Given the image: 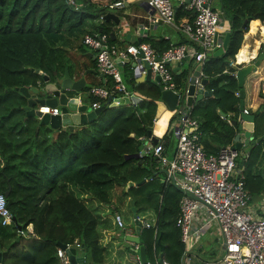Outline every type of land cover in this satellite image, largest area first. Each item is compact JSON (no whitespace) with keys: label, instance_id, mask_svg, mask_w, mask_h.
I'll return each instance as SVG.
<instances>
[{"label":"trees","instance_id":"trees-1","mask_svg":"<svg viewBox=\"0 0 264 264\" xmlns=\"http://www.w3.org/2000/svg\"><path fill=\"white\" fill-rule=\"evenodd\" d=\"M74 1L79 4L77 9L65 0H0V191L8 190L5 205L13 222L0 224V264H58L57 243L78 242L90 264H103L106 250L112 247L118 255L127 252L126 243L106 231L111 227L109 216L114 224L113 211L108 208L110 190L115 186L124 188L127 181L138 182L144 177L150 178L122 190L129 197L135 216L151 224L140 229L139 245L150 264L155 254H161L168 264H182L184 246L174 224L181 192L171 182L154 175L153 169L148 172L135 165L143 157L128 156L138 151L153 123L160 101L154 83L136 82L129 64L123 63L126 87L141 97L136 103L105 105L93 120L71 130L38 125L35 116L24 119L26 97L18 88L38 86L43 75L50 79L60 77L64 68L75 74L83 63L74 61L69 51L77 47L81 55L85 54L81 42L85 33H108L109 42H115L114 35H110L114 22L104 20L103 15L111 11L108 5L116 0ZM216 1L217 6L212 7L220 11L225 23L221 32L229 33L226 48L220 56H208L202 65V75L211 79L204 89L211 95L193 101L189 107L206 153L233 143L236 127L231 122L237 120L238 114L234 72L238 66H229V61L235 54L237 61L244 57L246 46L240 45L248 22L257 19L264 23V0ZM115 14L121 17L119 11ZM174 20L179 25L190 21L191 16L177 6ZM255 25H251V30ZM182 38L179 44L186 42ZM145 40L157 54L169 43L168 39ZM192 67L189 60L187 72L173 71L177 88L187 82L186 74ZM90 85L108 86L109 79H98ZM86 101L101 105L104 102L88 96L83 102ZM252 114L253 137H263L264 108ZM166 132L158 139L163 142L164 152ZM245 150V157L239 158L238 164L243 166L251 203L264 196V138ZM128 216L125 226L134 224ZM28 224L32 235H18L17 228ZM123 264L132 263L126 259Z\"/></svg>","mask_w":264,"mask_h":264},{"label":"built area","instance_id":"built-area-1","mask_svg":"<svg viewBox=\"0 0 264 264\" xmlns=\"http://www.w3.org/2000/svg\"><path fill=\"white\" fill-rule=\"evenodd\" d=\"M67 4L77 9L79 6L74 0H65ZM147 7L148 15L145 20L152 24H165L175 26L185 38V43L169 42L168 46L157 54L146 41L136 43L109 42V34L103 32L85 33L82 44L93 54L95 69L104 78L109 79L108 86L89 85L85 91L86 96L103 100L102 105L113 103L120 105L123 98L135 96L125 85L119 65L129 60L135 64L131 68L132 76L145 75L148 69L151 77L158 75L159 85L162 89L170 90L177 96L174 107L176 116L168 121L166 130L175 137L172 154L169 156L164 152L163 142L156 138V143L147 148L141 156L152 158L159 166L165 169L164 181L171 182L180 192L178 199V213L174 224L179 230V240L184 246L182 264L189 260L187 252L194 251L202 245L201 236L203 229L215 223L223 240L220 255L215 258L204 260L203 264H264V196L259 199L255 208L249 207L250 195L244 184L243 166L235 159L239 154L233 149L232 144L221 146L214 153H206L199 142V131L197 121L190 116L189 107L184 105L182 111L177 110L180 96H186V88L176 87L173 80V71L170 64H177L182 60H190L193 70L196 68L198 75L194 77L195 88L199 85L202 75V65L209 54L220 47L222 35L219 24L222 21L220 11L211 6V0H142ZM177 6L189 12L190 21L175 24L174 13ZM122 0H116L108 5V9H120ZM120 19V18H119ZM127 22L121 20L119 26L123 28ZM139 28L145 30L143 22L136 23ZM143 35V34H140ZM256 55L251 56L248 63H252ZM142 62L147 68L142 67ZM229 66H238L235 60L229 61ZM192 70V69H191ZM192 70V71H193ZM259 92L264 95V87H259ZM238 96L237 92H234ZM136 103L141 99L135 96ZM109 102L106 104V100ZM78 105L84 103L77 97ZM87 104V103H86ZM94 109L101 104L98 101L87 104ZM41 113L55 115L59 112L58 107H39ZM242 112L247 114V109ZM157 118L154 117L153 121ZM149 137H144V144ZM140 144V145H141ZM241 157L245 154L240 153ZM153 161V162H154ZM150 178V177H149ZM192 195L193 197H191ZM141 228H148L151 224L140 220ZM115 225L124 232L131 231L123 225L121 216L113 211ZM12 216L5 205V196L0 191V224L7 226L12 224ZM20 236L32 235L31 225L23 229L17 228ZM129 247V256L134 264H143L138 253L139 243L122 238ZM189 239L195 243L192 248H186ZM73 248L75 255L79 256L82 248L78 242L65 244V249ZM55 255L58 264H69L65 251L56 248ZM83 264H90L82 257ZM145 264H150L147 260ZM152 264H168L163 258L159 262V254L154 255Z\"/></svg>","mask_w":264,"mask_h":264},{"label":"water","instance_id":"water-1","mask_svg":"<svg viewBox=\"0 0 264 264\" xmlns=\"http://www.w3.org/2000/svg\"><path fill=\"white\" fill-rule=\"evenodd\" d=\"M104 20H111L114 24L119 25V18L112 12H106L103 15ZM246 21H244L245 23ZM113 33L111 32L110 35ZM229 33L225 32L221 39L220 47L214 49L209 56H220L224 52L226 48L227 40ZM137 41H139L137 39ZM93 58V57H92ZM264 59V41L261 43V49L257 53L256 57L252 61V63H248L247 65H243L235 70L234 77L236 79V84L238 87V100H237V111L238 118L236 121H232L231 124L236 127V133L232 140V147L235 150L241 151L246 149L249 145H253L257 143L263 137H253V119L254 115L244 114L242 112L243 109V81L244 78L251 72L252 68L259 65V62ZM131 68H134L135 64L129 60ZM84 67V66H83ZM142 67L147 68V65L142 62ZM95 73L94 70H87L84 72ZM76 73H79L78 71ZM73 72H69L67 68H64L63 74L60 77H55L54 79H50L47 75L42 76L41 84L36 87H20L18 88L19 92L26 97V104L23 106L25 116L27 117L35 116L38 119V125L48 126L53 130H64L65 128L71 130L74 125H82L91 120H93L103 109L105 105H101L97 108H90L86 103H78L77 94L83 89L85 85V79L83 77L75 78ZM198 75V71L195 68L193 71L188 73L187 82L183 85V88L187 90L186 96H180V102L177 106L178 111H182L183 109V99L185 106H191L193 101L199 100L203 97H208L211 95V92L204 89V85L209 82L211 79H207L205 77L200 78L199 85L201 87L195 88L194 86V77ZM135 81L143 82V81H151L154 83L160 92V101H162L169 110H173L176 104L177 96L170 90L162 89L159 85V77L158 75H154L151 77L149 70H146L145 75H136ZM135 96H130L129 98H123L121 104L129 103L130 101L136 100ZM109 102V98L106 100V104ZM48 106V107H58L59 112L55 115L48 113H41L39 107ZM114 106L113 103H109L107 107ZM264 106L259 107L256 113H259ZM222 117L224 116L222 113L218 112ZM38 126L35 127L37 130ZM242 131V133H240ZM147 136L149 137V141H146L144 144L138 146V151L134 155H128L133 158H139V154H143L144 151L151 147L152 144L156 143V137L150 136V131L147 130ZM264 168H262V172ZM145 179H141L137 185L144 182ZM132 186L131 181H127L125 188ZM8 194V190L3 192V195L6 197ZM193 197L192 195H190ZM194 198V197H193ZM132 218L135 217V211L133 207L131 208ZM141 229V222L138 219L134 220L133 230L134 235H126L125 239L134 241L139 243L138 235ZM223 243V240H222ZM57 247L64 250L67 256V260L69 264H83V256H85V252H80L79 256L75 255V251L73 248L65 249V244L57 243ZM140 260L143 264L146 262L144 249L142 246H139L138 250ZM162 259V255L159 254V262ZM1 261V260H0Z\"/></svg>","mask_w":264,"mask_h":264},{"label":"crops","instance_id":"crops-1","mask_svg":"<svg viewBox=\"0 0 264 264\" xmlns=\"http://www.w3.org/2000/svg\"><path fill=\"white\" fill-rule=\"evenodd\" d=\"M117 10L118 9H112L110 12L115 14L116 12L119 11V13L122 17L119 20L120 21L125 20L127 22V24L123 28H121L119 25H116V24H114L112 26V32L115 28L118 29V30H116V32H113V35H114L115 40L119 44L121 42L122 43H134V42H137V39L139 41L143 40V39H144V41H146L145 39H151L154 41L158 40V39H168L169 42L178 43L183 39L182 34L176 29L175 26H169V25H165V24H152V23H149L147 20H145V16L151 12L148 11L147 7L145 6V4L143 3L142 0H122L121 10H118V11ZM137 21H138V23L143 22V24L146 25L145 30L140 29L139 25H138V31H137V27H136ZM256 23H257V25H255ZM251 25H255L253 30H251V28H250ZM224 26H225V23L222 20L219 24L220 34L223 33V32H221V29H223ZM140 34H143V35H140ZM263 41H264V23H261L257 19L250 20L248 22L246 32H244L242 34V42H241L240 48L242 46H246V48L243 47V49H245V52L243 53L244 57H243V59H241L242 61H237V59H236L237 54L234 55L235 64L238 65V68L243 66V65H247L250 57L257 55V53L261 49V43ZM86 50L87 51L85 52V56L87 57V59H89V61H91V63L90 64L87 63L86 62L87 59L83 58L82 55H80L79 60L84 65L82 64V66H79L78 68H76L75 71L76 72L78 71L79 73H75V74H78L75 78L81 76L85 80H88V79L91 80V78H98L99 80L103 81L102 77L97 73V71L95 69L94 59L92 58L93 53L88 48H86ZM237 53H238V51H237ZM125 63L129 64V62H127V61H125ZM188 64H189L188 60H182L181 62H179L177 64H170V67L172 68V71H174L176 74H180L181 72H185L187 70ZM122 66H123V64L119 65V70H120V72H123L122 74L125 75L126 73H125L124 68ZM129 67H131L130 64H129ZM238 68H236V69H238ZM87 70H94L95 73H91L89 71L84 72ZM192 70H193V68H192ZM192 70H190L189 73ZM88 73L91 75H94V76L90 77V76H88ZM122 74H121V76H122ZM186 75H188V74H186ZM133 78L135 79V76H133ZM146 82H148V81H146ZM149 82H151V81H149ZM84 83L86 85L87 82L85 81ZM88 85H90V84H88ZM260 86L264 87V59L259 62L258 66L252 68L251 72L244 78V81H243V86H242L243 108L247 109V114L254 113L255 111H257L259 109V107L264 106V98L262 97L264 95H262L259 92ZM131 92L135 96L136 95L138 96L137 92H135V91H131ZM80 100L84 101L82 99H80ZM158 106H159V109L162 108L160 105H158ZM154 117H156L157 119L155 121H153L152 125L147 130L150 131L151 137H156V138L160 137L161 138V136L164 134V132H166V130L164 129V126L161 122L163 119L165 121L168 120L167 119L168 114H167V112H160V114L157 115L156 110H155V116ZM237 118H238V114H237ZM85 124H82V125H85ZM77 126H80V125H74L73 128H75ZM240 133H242V131H240ZM146 137H148L147 134H146ZM164 140L167 143L166 148H165V152L170 156L173 152L175 137L173 135H170L168 132H166V134L164 136ZM245 151H246L245 149L241 150V153L245 154ZM141 157H143L142 160L136 158L138 160L135 161V165L143 167L148 172L151 171V169H153L154 175L157 174L158 178L163 180L165 177V173H164L165 169L163 167L159 166L155 161L152 163L151 160H149L148 158H145V156H141ZM148 178L149 177H144L143 179H145L144 181H146ZM131 182H132V186H136L137 185L136 183H138L139 181L138 182L131 181ZM126 189L127 188H125V186H124V188L119 187V186H115L110 190V199H109V203H108V208L112 211L118 212L121 217L130 215L132 218L131 202L129 200V197L122 193V190L124 191ZM108 208H107V210H109ZM109 219L111 222V227H110V229H108L106 231H109L110 233L112 232L111 237L118 238V239L123 241L122 238H124V236L134 235L133 225H131V226H125L124 225L128 229V231L129 230L131 231V229H132V233L124 234V232L121 231L115 225V223L114 224L112 223L110 216H109ZM126 249H127V255L123 256L122 258L117 254L118 252L116 253L115 248L112 247L111 249H107L106 255H105V260H104L103 264H123V261L125 262L126 259H128L132 264H134V262H132V260L130 259V256H129V253H130L129 247L127 246ZM187 254L189 256V260L187 261L188 264H196V263H198V261H199V263L203 264L202 262L204 260L210 258L211 255H213L210 253V251L209 252L204 251L203 242H202L201 246L195 248L194 251L192 250L191 252H187Z\"/></svg>","mask_w":264,"mask_h":264},{"label":"rangeland","instance_id":"rangeland-1","mask_svg":"<svg viewBox=\"0 0 264 264\" xmlns=\"http://www.w3.org/2000/svg\"><path fill=\"white\" fill-rule=\"evenodd\" d=\"M211 6H217V1L216 0H211ZM119 18H122V17H119ZM94 22H96V20H94ZM116 30H118V29L115 28L113 30V32H116ZM78 43H80V41ZM83 46L81 48L84 49V47H86V46H84V47ZM86 48H85V52L87 51ZM69 54H70L71 58L74 61H78L81 64V62L79 60V57L81 55L79 48H77V47L72 48L69 51ZM82 57L85 58V59H87V57L85 56V54H83ZM86 62L89 63V64L91 63V61H89V59H87ZM122 73L123 72H121V74ZM76 75H78V74H76ZM88 76L92 77L94 75H91V74L88 73ZM85 81L87 82L86 83V86H88V84L96 83L98 81V78H91V80L88 79V80H85ZM77 97H79L82 100H85V98H87L84 90H81L80 93L77 94ZM86 103H88V102L86 101ZM158 105H160L162 108L159 109V106ZM160 112H167V114H168V118H167L168 120L165 121L163 119L162 122H161L163 124V126H164V129L166 130V128L168 126V121L173 116L175 110L174 109L173 110H169L162 101H159L156 104V114L159 115ZM170 135H172V134H170ZM240 153H241V151H239V154H238V156L235 159V161L237 163L240 162L239 161V158H241ZM259 199H260V197L257 198V199H254L251 203H249V207L251 209L255 208L256 205L259 202ZM122 218H123L122 223L123 222H127L129 220V216L128 217L127 216H122L121 219ZM201 239H202V242H203V249H204V251H208V252L210 251V253L213 254V255H211V254L210 255L211 256H214L215 258H217L220 255L221 250H222L221 249V246H222V238H221V234H220V232L218 230L217 225L215 223H211L210 225L206 226L203 229V234L201 236ZM194 243H195V241L193 239H189L187 241V243H186V248H192ZM119 254H120L119 255L120 257H123V255H127V252H125V251L124 252H119ZM183 264H188V262L185 261V262H183ZM196 264H201V263H199V261H198V263H196Z\"/></svg>","mask_w":264,"mask_h":264}]
</instances>
